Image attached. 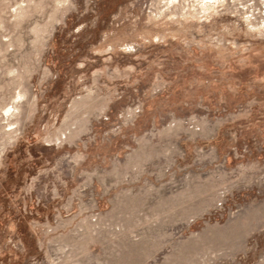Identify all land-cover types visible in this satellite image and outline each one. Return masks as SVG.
<instances>
[{
    "label": "rangeland",
    "instance_id": "374dc122",
    "mask_svg": "<svg viewBox=\"0 0 264 264\" xmlns=\"http://www.w3.org/2000/svg\"><path fill=\"white\" fill-rule=\"evenodd\" d=\"M215 1L0 0V264H264V0Z\"/></svg>",
    "mask_w": 264,
    "mask_h": 264
},
{
    "label": "crops",
    "instance_id": "0c3cea01",
    "mask_svg": "<svg viewBox=\"0 0 264 264\" xmlns=\"http://www.w3.org/2000/svg\"><path fill=\"white\" fill-rule=\"evenodd\" d=\"M159 138L158 133H152L151 136L147 137H136L135 147L120 153L118 161H113L109 164L106 169L105 179L111 180L110 185H127L130 181L140 179L143 180L145 174V168L147 165L156 164L155 170L159 169ZM154 139L157 141L155 142Z\"/></svg>",
    "mask_w": 264,
    "mask_h": 264
},
{
    "label": "bare ground",
    "instance_id": "6f19581e",
    "mask_svg": "<svg viewBox=\"0 0 264 264\" xmlns=\"http://www.w3.org/2000/svg\"><path fill=\"white\" fill-rule=\"evenodd\" d=\"M202 1H203V0H202ZM210 1H211V0H210ZM214 1H215V0H214ZM203 3H204V2H203ZM211 3H212V2H211ZM211 3H210V4H211ZM215 3H216V1H215ZM206 7H208V6H206ZM203 10H204V9H203Z\"/></svg>",
    "mask_w": 264,
    "mask_h": 264
}]
</instances>
